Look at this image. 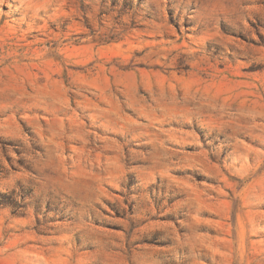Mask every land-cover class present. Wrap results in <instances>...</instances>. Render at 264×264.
Here are the masks:
<instances>
[{
  "label": "rangeland",
  "instance_id": "374dc122",
  "mask_svg": "<svg viewBox=\"0 0 264 264\" xmlns=\"http://www.w3.org/2000/svg\"><path fill=\"white\" fill-rule=\"evenodd\" d=\"M0 264H264V0H0Z\"/></svg>",
  "mask_w": 264,
  "mask_h": 264
},
{
  "label": "trees",
  "instance_id": "16d2710c",
  "mask_svg": "<svg viewBox=\"0 0 264 264\" xmlns=\"http://www.w3.org/2000/svg\"><path fill=\"white\" fill-rule=\"evenodd\" d=\"M3 202H0V204H2Z\"/></svg>",
  "mask_w": 264,
  "mask_h": 264
}]
</instances>
